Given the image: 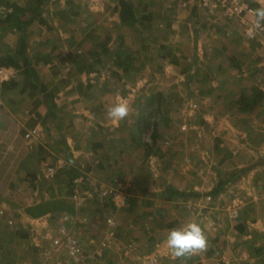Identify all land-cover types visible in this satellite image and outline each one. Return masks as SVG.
<instances>
[{"label": "crops", "instance_id": "obj_1", "mask_svg": "<svg viewBox=\"0 0 264 264\" xmlns=\"http://www.w3.org/2000/svg\"><path fill=\"white\" fill-rule=\"evenodd\" d=\"M122 1L125 22L120 0H0V249L9 233L39 256L61 222L100 241L108 218L113 261L126 243L137 264H182L164 241L196 222L209 246L184 264H264V34L200 0ZM152 99L165 106L156 148L136 125ZM119 101L130 111L114 123ZM116 182L119 208L98 193ZM57 199L73 212L25 213Z\"/></svg>", "mask_w": 264, "mask_h": 264}, {"label": "built area", "instance_id": "obj_2", "mask_svg": "<svg viewBox=\"0 0 264 264\" xmlns=\"http://www.w3.org/2000/svg\"><path fill=\"white\" fill-rule=\"evenodd\" d=\"M250 1V0H249ZM249 1L246 0H200V6L205 9H218L221 14L228 19H238L245 20L247 24L246 31L249 35H263L264 28L253 29L254 14L252 8L249 6ZM259 2L264 4V0H259ZM187 5V0L180 1V6L185 7ZM249 17V19H248ZM241 22V21H240ZM242 23V22H241ZM185 129V126L182 127ZM34 131L31 132L33 134ZM30 136L27 134L26 137ZM56 173L55 166L44 165L40 168L39 174L43 179L49 180ZM122 184L116 182L113 186H107L102 189H98L100 198L111 199L112 205L119 208L122 201ZM208 201H211V197H207ZM242 205L240 199H234L228 206L229 215L233 219L239 217V208ZM3 212H0L2 214ZM65 222L72 221V218L65 217ZM102 227V226H101ZM115 222L113 219H106L103 222L104 236H102L100 241H90L89 248L84 246L82 242L80 243L75 237L71 236L70 231L67 229L65 224L59 225L57 232L60 235L59 239L53 241L55 245L54 262L55 264H105V254L113 247L112 240L115 238ZM92 229V226L90 227ZM136 248L131 244H125L120 247V254L129 257L131 252H135ZM60 253H64V258ZM60 258V259H59ZM120 258V257H119ZM134 259H127L124 263H116L112 261V264H135ZM14 264H21L15 262Z\"/></svg>", "mask_w": 264, "mask_h": 264}, {"label": "clouds", "instance_id": "obj_3", "mask_svg": "<svg viewBox=\"0 0 264 264\" xmlns=\"http://www.w3.org/2000/svg\"><path fill=\"white\" fill-rule=\"evenodd\" d=\"M252 12L254 14L253 29L264 28V6L252 9ZM129 111V105L119 101L108 107L106 115L112 122L119 123L128 116ZM164 243L171 256L180 259L182 264L188 258L204 253L209 246L206 235L196 222L169 229Z\"/></svg>", "mask_w": 264, "mask_h": 264}, {"label": "rangeland", "instance_id": "obj_4", "mask_svg": "<svg viewBox=\"0 0 264 264\" xmlns=\"http://www.w3.org/2000/svg\"><path fill=\"white\" fill-rule=\"evenodd\" d=\"M155 105H157L156 104V102H155V100H151V102L148 104V107H150L151 108V111L153 112L154 111V106ZM161 106L160 105H157V109L158 108H160ZM163 110H165L164 108H165V106H162L161 107ZM160 108V109H161ZM161 109V111H160V113H159V117H163V115H165V113H164V111ZM145 110H148V108L146 107L145 108ZM155 117H158V115H156ZM186 128V127H185ZM150 129V128H149ZM148 129V130H149ZM181 129V128H180ZM183 129V128H182ZM178 130H179V128H178ZM184 130H186V129H183V130H180V133L181 134H184L186 131H184ZM151 129L148 131V132H145L146 134H148V135H150V137H151ZM174 138H176L178 141L176 142L177 143V145L178 144H180V145H182V146H184V145H186V144H188V143H190L191 141H190V139L188 138V136H184L183 138H180L179 139V134H175L174 135ZM149 140H150V138H149ZM156 140H157V138H156ZM170 142L171 141H169V142H167V143H165V145H170ZM155 145H156V143H155ZM155 145L153 146V148H155ZM164 159V163H165V166H164V169H163V171L164 170H169V165H168V163H169V160L168 159H166L165 157L163 158ZM77 220V219H76ZM75 220V221H76ZM74 223H76V222H74ZM73 223V224H74ZM62 224H65L66 225V227H67V225L68 224H66V223H64V222H61L60 223V225H62ZM59 227V226H58ZM71 227V225L68 227V228H70ZM67 228V229H68ZM85 230H87L88 232H87V236L85 235V236H82L81 235V238H78V237H75V236H73L72 234H71V236H73V237H75L80 243L82 242V239H83V237H86V240H89L88 242L90 243V241H93V236L92 237H90V231H91V229H90V227L89 226H87V227H85L84 228ZM58 233V232H57ZM59 235V234H58ZM12 236V235H11ZM60 236V235H59ZM59 236H53L52 234H51V236L49 235V236H47V238L48 239H50L51 241H50V245L48 246V248H46L45 250H43L42 252H41V254L38 256V255H34V256H31L30 254H29V252H26L25 250H27L28 251V248L30 247L29 245L27 246V248H26V246L25 247H23L24 245L23 244H19V242H17V244L16 243H14L13 244V246H12V243L10 244V240L11 241H13V239H11V238H9L10 237V234L8 233V234H6V235H4V242H3V244L5 245V247L6 248H1L0 249V255H1V260H0V262H2V263H6V264H14L15 262H19V263H21V264H39V260L38 259H45V260H47L46 261V263L48 264V262H50V264L51 263H53V264H55V262H54V257H55V254H57L56 252H54V250H55V245H54V243H53V241H55V240H57V239H59ZM50 237V238H49ZM21 243H22V241H20ZM134 243V242H133ZM144 243H145V241H144ZM144 243L141 245L142 246V249L144 250V251H147L146 250V247H145V245H144ZM82 244H83V242H82ZM126 244V243H125ZM40 246L38 247V248H41V244H39ZM89 244L88 243H86V244H84V246H86V248L88 247L89 248V246H88ZM16 247V248H15ZM11 248H12V250H11ZM17 248H19V249H17ZM26 248V249H25ZM20 249H22V250H20ZM41 249H43V248H41ZM55 254H54V253ZM132 253V252H131ZM131 253L129 254V255H131ZM144 253H146V252H144ZM61 254V256H62V259L64 258V253H60ZM39 257V258H38ZM120 257V258H119ZM132 257H134V256H129V257H125V255H123V254H120V253H118V256H116L115 257V259H114V261L116 262V263H124V261H126L127 259H131ZM114 258V257H113ZM60 259V258H59ZM142 259H143V257H142ZM112 258H111V256H108L107 257V255L105 254V264H112ZM138 262V261H137ZM137 262H135V264H137Z\"/></svg>", "mask_w": 264, "mask_h": 264}, {"label": "trees", "instance_id": "obj_5", "mask_svg": "<svg viewBox=\"0 0 264 264\" xmlns=\"http://www.w3.org/2000/svg\"><path fill=\"white\" fill-rule=\"evenodd\" d=\"M120 20L122 22H125L126 19H129V16L131 14L130 6L125 3L124 1L120 0ZM148 108V110H145V108ZM154 111H151V108L146 106H140L139 112H138V122L136 123L138 127V132L140 134L145 133L148 131L149 128H152V134H151V146L155 145V141L157 138L156 135V128H155V123H153V120L156 118L155 116L158 115L161 111V109H157V105L154 106ZM157 147V146H156ZM155 147V148H156ZM68 202L65 200H53V201H46L40 205H37L35 207H29L25 209V213L28 214L31 217H36V216H41L44 215L48 212H53V211H66V212H73V208L71 206L67 205Z\"/></svg>", "mask_w": 264, "mask_h": 264}]
</instances>
